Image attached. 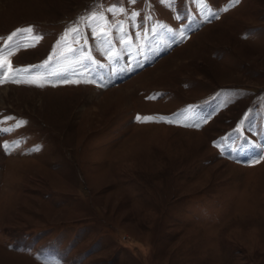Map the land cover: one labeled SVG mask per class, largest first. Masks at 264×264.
<instances>
[{
  "label": "rangeland",
  "instance_id": "1",
  "mask_svg": "<svg viewBox=\"0 0 264 264\" xmlns=\"http://www.w3.org/2000/svg\"><path fill=\"white\" fill-rule=\"evenodd\" d=\"M28 26L14 67L95 83H0V264H264V0H0Z\"/></svg>",
  "mask_w": 264,
  "mask_h": 264
},
{
  "label": "snow or ice",
  "instance_id": "2",
  "mask_svg": "<svg viewBox=\"0 0 264 264\" xmlns=\"http://www.w3.org/2000/svg\"><path fill=\"white\" fill-rule=\"evenodd\" d=\"M133 3H135V0H132ZM240 0H229V7L235 6L236 4H239ZM109 12H121L123 13L125 11L124 8H109ZM223 11H228V7H225ZM133 16L138 15V13L133 12ZM82 21H84L89 27H92L94 22H97L95 24V27H92V33L94 36H96L98 39H101L103 42H107L108 44L111 43V31L108 27V21L106 18L100 14L93 12L91 15H89L87 18L81 17ZM119 24V31L121 33H124L126 30L123 27V24L120 22H117ZM116 25H113L115 27ZM34 32V29L32 26H28L25 28H17L15 29L10 35L7 36L5 40V47L0 48V83L8 82L9 79H11L14 83H27L32 84L36 86L43 87L46 84L52 83V77H60L62 73L71 71L72 76H79L83 79H71V78H63L60 79V83H95V80L89 79L88 76L91 73V68L89 64L84 63L85 61H88L91 63H97L90 55L84 54L81 55V57L75 61L74 64L69 65L66 68H63L62 70L53 71L49 68V65L51 61L53 60L55 53L53 55H50L48 59L44 60L38 65H28V66H20V67H14L12 64L11 57L15 54L16 51H18L21 47L27 48V47H34L42 37L39 35H32ZM81 29L78 26H73L67 30V33L62 38L64 40L67 39L68 34H80ZM18 34H24L25 36V43H16L15 47L12 46L14 43L13 38L17 37ZM182 37V33H180ZM130 40H126L121 38V43H129ZM59 43V42H58ZM68 52H73L75 49L71 48L70 46L67 48ZM60 56H64L65 52L61 51L59 53ZM114 55H117L116 53L109 52V57L112 58ZM77 65H79V68H77ZM154 98V97H151ZM6 119H12L11 117H8ZM135 120L141 123H147V122H153V121H164L167 123H173L176 122L172 118L169 117H156V116H149L145 115L142 116L140 114H137L135 116ZM206 122V119L203 121ZM26 121H17L15 124V127H20L23 124H26ZM189 126H195L200 127V123H195L194 125ZM0 131L9 132L12 131V128H4L0 129ZM236 131H240V129H237ZM226 139V138H225ZM17 144L19 141L16 142ZM214 143H216L214 141ZM216 146L219 147L220 145L216 143ZM13 146L9 145L7 142L3 144V148L5 150H10ZM259 147V146H254ZM39 147H36L33 149V151H38ZM264 159V152H261L260 155L256 158H253L250 163L256 164L259 163L260 160Z\"/></svg>",
  "mask_w": 264,
  "mask_h": 264
}]
</instances>
